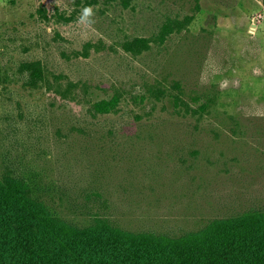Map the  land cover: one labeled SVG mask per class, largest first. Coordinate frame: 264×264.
<instances>
[{"label": "rangeland", "instance_id": "1", "mask_svg": "<svg viewBox=\"0 0 264 264\" xmlns=\"http://www.w3.org/2000/svg\"><path fill=\"white\" fill-rule=\"evenodd\" d=\"M6 176L78 226L180 236L264 210V0H0Z\"/></svg>", "mask_w": 264, "mask_h": 264}, {"label": "trees", "instance_id": "2", "mask_svg": "<svg viewBox=\"0 0 264 264\" xmlns=\"http://www.w3.org/2000/svg\"><path fill=\"white\" fill-rule=\"evenodd\" d=\"M146 46L140 39L125 44L137 52ZM22 70L32 83L44 80L39 61ZM118 100L96 101L93 109L112 112ZM211 101L207 97L197 111ZM0 264H264V210L216 219L180 236L127 231L105 218L78 226L54 215L25 180L6 176L0 178Z\"/></svg>", "mask_w": 264, "mask_h": 264}, {"label": "clouds", "instance_id": "3", "mask_svg": "<svg viewBox=\"0 0 264 264\" xmlns=\"http://www.w3.org/2000/svg\"><path fill=\"white\" fill-rule=\"evenodd\" d=\"M90 14V10H85V15H89Z\"/></svg>", "mask_w": 264, "mask_h": 264}]
</instances>
